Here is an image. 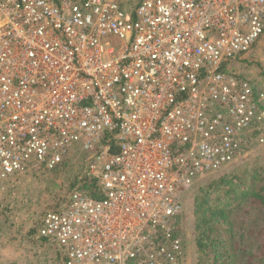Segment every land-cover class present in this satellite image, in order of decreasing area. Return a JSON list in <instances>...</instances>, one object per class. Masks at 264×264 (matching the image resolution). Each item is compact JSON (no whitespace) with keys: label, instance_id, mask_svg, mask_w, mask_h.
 Instances as JSON below:
<instances>
[{"label":"built area","instance_id":"obj_1","mask_svg":"<svg viewBox=\"0 0 264 264\" xmlns=\"http://www.w3.org/2000/svg\"><path fill=\"white\" fill-rule=\"evenodd\" d=\"M263 33L264 0H0V190L84 160L34 240L60 264H180L187 193L264 125L232 68Z\"/></svg>","mask_w":264,"mask_h":264},{"label":"rangeland","instance_id":"obj_2","mask_svg":"<svg viewBox=\"0 0 264 264\" xmlns=\"http://www.w3.org/2000/svg\"><path fill=\"white\" fill-rule=\"evenodd\" d=\"M232 68L241 76L248 77L261 91L264 104V33L245 58L235 62ZM243 147L242 157L235 159L220 172L200 180L187 193L184 218L178 226L183 246L180 264H210L212 261V257L205 256L196 241L194 197L205 195L203 189H207L208 183L224 172L255 168L264 174V125L259 132L247 138ZM79 155L66 161V167L61 165L52 171L20 175L13 181V188L0 190V264H60L55 247L49 242L34 240L33 230L44 210L55 207L68 196L69 184L83 170V154ZM221 193L212 191L205 197L212 204L220 205L224 200ZM227 208L229 213L232 212L235 230L232 264L251 261L262 264L264 207L248 196L231 200Z\"/></svg>","mask_w":264,"mask_h":264},{"label":"trees","instance_id":"obj_3","mask_svg":"<svg viewBox=\"0 0 264 264\" xmlns=\"http://www.w3.org/2000/svg\"><path fill=\"white\" fill-rule=\"evenodd\" d=\"M62 166L66 167V163H62ZM77 176L69 184L70 188L76 184ZM206 187L207 189H203L205 195L212 191L222 192L224 200L220 205H216L207 200L205 195L194 197L197 244L205 256L212 257L210 264H232L234 261L233 252H235L232 247V240H235V230L231 218L232 212H228L227 205L233 199L249 196L254 202H258L260 206L264 207V174L255 168L224 172L213 179L211 183H208ZM80 190L94 198H101L102 196L97 190L94 178L85 177ZM44 240L39 239L38 241L44 243ZM261 263L264 264V259ZM245 264L254 263L251 261Z\"/></svg>","mask_w":264,"mask_h":264}]
</instances>
